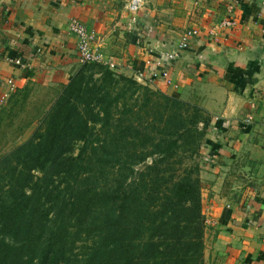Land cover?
<instances>
[{"label": "trees", "instance_id": "trees-1", "mask_svg": "<svg viewBox=\"0 0 264 264\" xmlns=\"http://www.w3.org/2000/svg\"><path fill=\"white\" fill-rule=\"evenodd\" d=\"M199 113L126 71L80 66L0 158V264H205Z\"/></svg>", "mask_w": 264, "mask_h": 264}, {"label": "crops", "instance_id": "crops-1", "mask_svg": "<svg viewBox=\"0 0 264 264\" xmlns=\"http://www.w3.org/2000/svg\"><path fill=\"white\" fill-rule=\"evenodd\" d=\"M263 3L207 0L203 12L177 26V17L160 13V5L122 25L124 17H110L100 0H0V105L12 91L9 79L14 89L34 82L62 86L71 79L81 63L68 25L79 18L116 70L135 72L152 88L195 102L208 113L205 263L264 264ZM225 18L236 25L220 28ZM196 28L203 31L190 37L186 49L166 57L186 30ZM213 30L216 34L209 33ZM5 57H19L27 66Z\"/></svg>", "mask_w": 264, "mask_h": 264}, {"label": "rangeland", "instance_id": "rangeland-1", "mask_svg": "<svg viewBox=\"0 0 264 264\" xmlns=\"http://www.w3.org/2000/svg\"><path fill=\"white\" fill-rule=\"evenodd\" d=\"M98 1V0H97ZM101 9L111 12L110 17L123 18L122 25H129L138 19V14L141 10L145 9V13L148 8L157 7L160 5V13L170 14L175 19L177 17V26H182L186 22H189L196 16L200 10L202 12L206 8L207 0H166L160 2L159 0H151L148 3L143 0L142 6L135 12L126 8L129 0H100ZM264 4V3H263ZM169 8V9H168ZM118 11V12H116ZM115 11V12H113ZM152 18V17H151ZM162 18V17H161ZM158 21L160 17H155ZM157 21H153L152 24L157 25ZM130 28V26H129ZM186 30V29H185ZM184 30V31H185ZM190 30V29H189ZM188 30V31H189ZM187 32V30H186ZM81 64L80 66H82ZM79 66V67H80ZM78 67V68H79ZM77 68V69H78ZM139 83L143 85H149V83L139 74L133 72L131 74ZM136 75L142 79L136 78ZM62 86H45L39 82L27 84L23 87L15 88L11 91L10 95L0 105V158L11 151L14 147L31 138L34 132L38 129L41 121L50 109L56 98L60 94ZM150 86V85H149ZM151 87V86H150ZM191 105L199 106L195 102H189ZM193 109L191 110V113ZM210 117L205 113H199L195 118L198 123V142L201 143L198 154L195 156L200 166L199 176L201 179L202 195L209 189L208 182L203 176L205 170V159L203 157V144L210 127ZM209 122L206 124V121ZM147 162H151V158L147 159ZM140 168L142 166H139ZM1 173V171H0ZM205 239V236H204ZM205 262V251H204ZM206 264V263H205Z\"/></svg>", "mask_w": 264, "mask_h": 264}, {"label": "built area", "instance_id": "built-area-1", "mask_svg": "<svg viewBox=\"0 0 264 264\" xmlns=\"http://www.w3.org/2000/svg\"><path fill=\"white\" fill-rule=\"evenodd\" d=\"M143 4V0H129L127 4V8L135 12L137 11ZM236 25V21L232 18H225L221 23L219 24L220 28L224 27H233ZM68 31L76 37V46L78 51V58L81 64H87V63H100L105 66H108L112 69L116 68V64L108 57L106 56L101 49L96 46L94 43L95 39V33H93L88 26L82 22L77 17H72L70 20V23L68 25ZM200 31H203L202 29H192L187 31L182 40L179 42L178 47L176 50L171 51L170 53L166 54V57L168 58H175L178 56V52L186 49L190 45V37L193 34H199ZM210 34H216V32L211 31ZM5 59L9 60L10 62L15 63L16 65H19L20 67H26L27 64L22 61L21 58L17 57H5ZM153 75H157V72L154 71ZM164 77L166 78L167 82H171L169 78V74L167 71L163 72ZM9 86L11 90L15 87V81L13 79H9L8 81Z\"/></svg>", "mask_w": 264, "mask_h": 264}]
</instances>
